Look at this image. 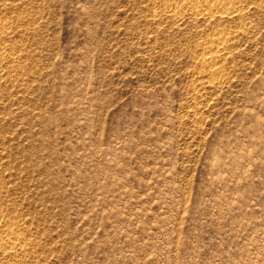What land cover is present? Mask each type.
Here are the masks:
<instances>
[{"label":"rangeland","instance_id":"obj_1","mask_svg":"<svg viewBox=\"0 0 264 264\" xmlns=\"http://www.w3.org/2000/svg\"><path fill=\"white\" fill-rule=\"evenodd\" d=\"M13 234L0 264H264V0H0Z\"/></svg>","mask_w":264,"mask_h":264},{"label":"bare ground","instance_id":"obj_2","mask_svg":"<svg viewBox=\"0 0 264 264\" xmlns=\"http://www.w3.org/2000/svg\"><path fill=\"white\" fill-rule=\"evenodd\" d=\"M164 5L166 7H170L171 6V3H164ZM203 9L201 8H195L193 11V14L196 16V15H199V14H203L204 12L202 11ZM206 59V58H205ZM16 238H15V235H11L9 238H6V240H2L0 238V246H7L9 248H13L14 246H16L17 242L15 241ZM20 244V243H19ZM17 248V247H16ZM14 249V248H13Z\"/></svg>","mask_w":264,"mask_h":264}]
</instances>
